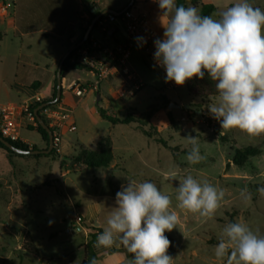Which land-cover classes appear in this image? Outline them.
<instances>
[{"label": "rangeland", "instance_id": "374dc122", "mask_svg": "<svg viewBox=\"0 0 264 264\" xmlns=\"http://www.w3.org/2000/svg\"><path fill=\"white\" fill-rule=\"evenodd\" d=\"M106 1L108 0H104L102 4ZM234 2L236 0H207V3L217 6L212 15L217 19L218 13ZM111 3L112 6L121 5V0H112ZM250 3L264 9V0H250ZM116 37L120 42L125 40L122 33H118ZM54 46H58L57 43H54ZM128 67L144 83L142 91L133 98L122 97L120 95L125 92L124 85L116 84L112 86L111 93H106L100 107L107 114L118 117L130 113L142 116L151 107L161 103V107H164L162 96L177 100L178 103H171L178 104L181 108L169 110V105L164 107V111L152 122L154 128L146 127L153 135L158 132L159 137L174 150L159 145L154 138L148 139L143 135L130 137L128 132L133 130L131 127L113 128L100 114L99 106L94 103V96H90L86 102L83 101L85 97L76 98L71 92L72 86L93 80L88 71L77 68L62 85L64 98H69L71 102L72 119L77 130L69 132L67 126L62 128L60 152L50 157H36L10 155L1 151L0 264H79L85 259L80 245L87 244L93 235L96 236L91 245L92 250L94 249L99 234L93 222L107 224L116 202L103 199L92 210H88L93 222L89 221V217H84V209L89 208L91 204L88 202L93 197H100L108 192L115 195L118 190L104 183V169L94 171L77 166L72 158L77 156L83 147L77 140L91 147L98 137H109L110 140L114 138V157L122 159L132 175H136L133 180L155 183L163 193L172 197L170 210L176 211L179 223L177 228L165 234L172 238V250L168 251V254L173 257V264H222L214 255V246L218 243L223 227L231 220L245 223L258 235H264V196L257 191L258 188L264 187V135L250 137L239 129H222L220 122L213 118L208 110L209 106L216 102L217 96L202 99L190 94L186 84L178 86L174 81H166V72L158 67L142 48L134 49L128 60ZM6 77L13 79L10 75ZM41 77L46 79L42 88V91H46L55 76L53 75L51 80L46 75ZM108 86L103 83L102 89L105 90ZM23 99L15 88L0 89V102H11L15 105ZM184 105L199 106L202 112L184 109ZM94 109L97 112H94ZM169 114L180 130H176L175 125L171 124ZM32 126L34 125L27 120L22 123L25 128L22 131V141L30 150L36 146L24 140H40L38 134L31 131ZM189 136L197 138L200 153L204 157L200 163L194 165L189 164L186 159L192 147L186 139ZM126 143H131L133 148L139 149L138 152L135 151L131 155L125 153L123 149ZM249 146L259 147L262 153L251 158L243 167L235 165L233 158L236 149ZM43 150H47V144ZM48 160L53 163L60 162L61 170L76 173L66 178L67 191L72 201L63 191L61 180L49 176L59 174L60 169L53 166L54 170L51 171L48 164H45ZM228 164L230 170L226 173ZM173 175L175 180L170 178ZM188 175L200 182L208 181L224 190V199L214 218H202L198 214L176 207L175 188L180 179ZM95 178L99 181L94 180ZM245 188L251 193L249 203H245L240 196L241 190ZM76 215L82 217V222H75ZM76 225L81 226L83 230L79 232L75 228ZM27 233L33 237L40 256L27 254L22 250ZM120 251L128 256L123 246ZM43 259L45 261L42 262ZM95 262L101 264V258L97 256ZM130 262L126 261L124 264Z\"/></svg>", "mask_w": 264, "mask_h": 264}, {"label": "clouds", "instance_id": "9594fccd", "mask_svg": "<svg viewBox=\"0 0 264 264\" xmlns=\"http://www.w3.org/2000/svg\"><path fill=\"white\" fill-rule=\"evenodd\" d=\"M154 2L164 29V38L155 41L154 56L166 71V81L183 86L194 77L204 79L207 72L217 93L208 110L221 128L239 129L250 137L264 135V9L250 0H236L217 19L201 15L196 7L177 6L176 0ZM186 139L192 145L188 163H200L204 157L197 138ZM257 191L264 196V187ZM175 192L176 207L206 219L214 218L225 196L223 189L191 175L180 179ZM240 196L245 203L251 201L247 188ZM171 208L172 197L155 183L128 181L116 193V206L96 247L111 248L119 242L133 255L130 264H173L165 232L177 228L179 216ZM214 255L222 264H264V235L245 223L229 222Z\"/></svg>", "mask_w": 264, "mask_h": 264}, {"label": "crops", "instance_id": "0c3cea01", "mask_svg": "<svg viewBox=\"0 0 264 264\" xmlns=\"http://www.w3.org/2000/svg\"><path fill=\"white\" fill-rule=\"evenodd\" d=\"M5 1L7 4V8L5 11H0V36L2 38L0 41V89L7 87H10L11 89L15 88L17 93L21 94L24 97L23 101L18 104H15L17 106H29L36 102H44L51 100L52 93L57 80V72L62 58L72 47L75 46V42L77 40H80L85 35V30L88 29V27L90 26L94 16L97 14H102L107 10H113L115 12L122 13L123 11H125V9L129 6L131 2V0H121V5L112 6V0H108L104 2V4H102L104 0ZM202 2L207 3V0H202ZM134 3L135 4H133L131 8L135 9V11L144 12L149 15L153 28L158 32L159 39L162 40L164 38V29L160 24L161 10L159 9L158 3L154 2V0H135ZM197 9H199L200 12V8ZM106 15L102 17H105ZM114 28H116V25L112 26V29ZM118 33H122L124 35L122 30L119 29V32H116L113 38H110L101 34L97 29H95L91 32L89 38L99 41L102 44H111L115 40L118 41L116 37ZM54 43H57L58 46H54ZM77 67L81 68L79 66ZM82 70L85 69L82 68ZM73 72H75V70L70 71L66 78H68ZM88 72L92 75L93 80L76 84L95 83L97 80L95 74L90 71ZM9 75L13 76V79H8L6 77ZM43 75L49 76V80H51V77L53 75L55 76L54 81L49 82V84L51 85L46 91H42L44 82L46 80L41 77ZM134 75L138 78L139 83H141L142 85L139 91H136L134 84L128 82L125 78L116 77L111 80L102 82L100 84L99 90L95 93H91L85 96L83 101L86 102L89 100L90 96H94V103L96 104V106L99 103L100 106L103 102V99L107 95L106 93H111V91L113 90L112 86L116 84L124 85L126 93H123L122 95L119 94L120 96L127 98L135 97L144 88V83L136 74ZM65 79H62V85ZM37 83H39V85H37ZM103 83L109 85L108 88L105 89L106 91L102 89ZM168 100H170V103H178L177 100H172L170 98H168ZM8 103L13 104L11 102ZM161 105L159 104L158 107L161 108ZM60 106H64L71 109V102L69 98H64L63 96ZM163 111V109H160L155 114L152 122ZM94 112H97V110L94 109ZM135 116L139 117L141 115L135 114ZM72 121L74 122L73 119ZM120 126H125L128 129H130L129 127H131V129H133L128 132L130 137L143 135L148 139H152L147 137L135 123L128 125H112L113 128ZM150 126H153L152 123ZM23 129L25 128L22 127L20 129V137L22 136ZM38 136L40 139L38 141H24L31 142L39 150H43L46 143L43 141L42 137L39 134ZM101 138L102 137L95 138L91 147H88L87 145L81 143L79 140H77L76 142L81 144L85 148L95 150ZM21 140H23L22 137ZM111 147L113 151L116 148L114 138L111 139ZM123 150L125 151V153L131 155L135 151L138 152L139 149L135 147L133 148L131 143H126V146ZM1 151L4 150L0 149V156ZM8 157L10 158V156ZM51 163H53V161L49 162L48 160L47 162H45V164H48V168L51 171L54 170L53 166L59 167L60 173L55 176H49H53L61 180V187L63 191L72 201V198L69 196L67 191L66 178L76 173H71L65 169L61 170L62 167L60 162L54 161L53 165ZM102 169H104L102 171L105 174L104 183L107 186H113L118 191H121L122 186H127L128 181L133 180L132 178L136 177V175H132V173L126 168L124 162L119 157H114V161L110 165V167ZM94 180H97V182L99 181L98 178H95ZM134 181L139 182L138 180ZM103 199L109 200L110 202H116V193L114 195L108 192L100 197H93L90 202H88L91 204L89 205V208L84 209V217L90 218L88 210H92V208L100 204V201H102ZM89 221L93 222V219L90 218ZM93 224L96 226V228H98V234H100L103 229L107 227V224L94 222ZM75 228H77L79 232L83 230L79 225H76ZM121 246L123 245L119 244V242H117V244L113 245L111 248H98L95 244L93 252L96 257L99 256V258H101V264H124L126 261H131L133 259V256H127V254L120 251ZM85 247L86 244L80 245L81 250L86 256ZM41 261L43 262L45 260L43 259ZM83 261L84 260H82L79 264H82Z\"/></svg>", "mask_w": 264, "mask_h": 264}, {"label": "built area", "instance_id": "2783aa9c", "mask_svg": "<svg viewBox=\"0 0 264 264\" xmlns=\"http://www.w3.org/2000/svg\"><path fill=\"white\" fill-rule=\"evenodd\" d=\"M6 8V1L0 0V11H5ZM96 24V29L110 38H113V34L121 29L125 35V40L123 42L115 40L111 44H102L99 41L90 39L88 44L79 49L73 59L75 64L95 74L97 80L91 84L76 85L71 89L74 96L82 98L95 93L99 90L102 82L116 77L125 78L128 82L134 84L136 91H139L142 85L127 66L132 52L137 47L143 48L154 63L165 71L154 56L156 51L155 41L159 39V34L153 28L147 13L130 8L119 15L108 14L101 17ZM113 25H116V28L112 29ZM123 93H126V91ZM42 115L49 122L53 131L54 149L60 152L62 128L67 126L69 132L77 130L73 121L68 122L72 119V111L70 108L60 105L57 107L50 106L43 110ZM24 120L36 126L35 114L29 110V106H17L0 102V133L4 138L22 141L19 132ZM75 222H82V217L76 215Z\"/></svg>", "mask_w": 264, "mask_h": 264}, {"label": "trees", "instance_id": "16d2710c", "mask_svg": "<svg viewBox=\"0 0 264 264\" xmlns=\"http://www.w3.org/2000/svg\"><path fill=\"white\" fill-rule=\"evenodd\" d=\"M176 4H177V6L183 5L185 7L200 8V14L201 15L212 16L215 13V11L217 10V7L215 5H213L211 3H204V2H202V0H176ZM97 15H95V16H97ZM96 28H97V24L95 25L94 30ZM86 31H87V29L85 30V32ZM115 34L116 33H114L113 36ZM83 37L80 40H77L75 42V45H77L83 39ZM1 39L2 38L0 36V41H1ZM89 41H90V38L86 41V43L84 45L88 44ZM79 49H81V47ZM79 49L72 52L70 54V56L67 58V60L64 62L63 69H62V79H65L70 71L76 70L78 68L77 65L75 64V62H73V59H74L75 55L77 54V52L79 51ZM185 84H186L187 90L190 94L195 95V96H199L202 99H208L209 97L217 96L216 89H215V82H213L209 78L207 72H205L204 79L201 80L199 78L194 77L193 79L187 81ZM37 85H39V83H37ZM76 85H78V84H76ZM76 85H74L72 87V89ZM56 94H57V80H56V84L54 87V93H53L52 99L48 100V101H44V102H36L34 104H31V105H29V110L33 114H35V110L40 105H42L43 103H47V102L54 100L56 98ZM62 99H63V88H62L61 100L57 104H55L51 107L59 106L61 104ZM162 102H163L164 107H167L170 104V100H168V98H166L164 96L162 97ZM98 106H99V103H98ZM164 107H161V108H159L158 106L151 107L146 111V113L144 115L139 116V117H137L131 113L127 114L125 116H122V117H118L116 115H109L100 106H99V112L105 120L109 121L114 126H116V125H128V124H132V123L137 124L138 127L144 132V134L147 137L154 138V140L157 143H159L160 145H162L163 147L174 150V148L170 147L165 140H163L161 137H159L158 132L156 133V135H153L150 131L146 130V127L151 125L155 114L160 109H164ZM43 110L44 109L40 110L39 113L42 114ZM169 120H170L172 125H175V120L172 118L171 115L169 116ZM46 122L48 124L47 120H46ZM151 127H153V126H151ZM175 128H176V130H180V128L176 125H175ZM30 129H31V131L37 132L42 137L43 141L47 144V149H48V147H49V135H48V133L38 124V122H36V126H32ZM0 135L2 136L1 133H0ZM223 138L224 137H222V139ZM5 139L19 149L30 150V147L27 144H25L23 141H14V140H11L9 138H5ZM0 149L6 151L10 155L16 154L13 151L9 150L7 147H5L3 145V143H1V142H0ZM32 150H39V149L37 147H33ZM56 153H57V151H56V149H54L48 155H36V157H42V156L50 157V156L55 155ZM261 153H262V150L259 147H254V146L236 149L235 155L233 158V163L237 166L243 167L250 161L251 158L259 156ZM16 155H19V154H16ZM72 159L77 166H81V167H84L87 169L98 170V169L110 167V165L114 161V154L112 151L110 138L109 137H102L99 140L97 148L95 150H91V149H88L85 147H81L78 155L73 157ZM229 170H230V164H228L226 167V173ZM231 222H235V221L231 220ZM165 235L171 241V246L168 249V251H170V250H172V238L169 234H165ZM94 239H96V236L93 235V238L86 244V247H85L86 256H85V259L82 262V264H92V262L96 260V256H95V254L91 248V245L95 242ZM22 250L24 252H26L27 254L40 256V251L38 250V248L35 244V241H34V239L30 233H27L26 236L24 237ZM128 255L133 256L130 253H128Z\"/></svg>", "mask_w": 264, "mask_h": 264}, {"label": "water", "instance_id": "95a60500", "mask_svg": "<svg viewBox=\"0 0 264 264\" xmlns=\"http://www.w3.org/2000/svg\"><path fill=\"white\" fill-rule=\"evenodd\" d=\"M134 2H135V0H131L129 6L125 9V11L130 9L133 6ZM106 14L119 15L120 13L115 12L113 10H107V11L103 12L102 14H98L97 16H95L93 18V20H92L90 26L88 27L83 39L77 45L72 47L66 53V55L62 58V60L60 62V66H59V69L57 72V94H56V98L50 102L43 103L42 105H40L35 110V117H36L38 124L49 135V147H48V149L47 150H22V149L15 147L14 145H12L9 141H7L3 136L0 135V142L3 143V145L5 147H7L9 150H11L14 153L19 154V155H48L52 150H54L55 146H54L53 131L50 128V126L46 123V121L43 119V117L41 116V114L39 112L42 109H45L47 107H50V106L57 104L61 100V98H62V69H63L64 62L67 60V58L70 56V54L72 52L79 49L80 47H82L86 43V41L90 37L91 32L94 30L96 23L99 21V19L102 16H104ZM173 108L179 109V108H181V106L178 104H175V103H170L168 106V109L171 110ZM183 108L187 109V110H194V111H197L198 113L202 112V110L199 106L184 105Z\"/></svg>", "mask_w": 264, "mask_h": 264}]
</instances>
